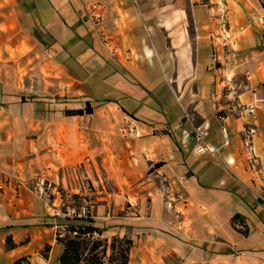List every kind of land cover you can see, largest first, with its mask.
<instances>
[{
    "label": "crops",
    "instance_id": "0c3cea01",
    "mask_svg": "<svg viewBox=\"0 0 264 264\" xmlns=\"http://www.w3.org/2000/svg\"><path fill=\"white\" fill-rule=\"evenodd\" d=\"M5 1L0 30L16 41L0 44L12 55L0 58V264L46 244L33 264H57L61 223L35 182L72 190L65 172L81 162L89 190H108L104 179L124 204L137 197L138 214L123 218L136 226L118 234L132 239L136 264H264V203L235 177L264 187V0ZM226 95L259 99L254 114L220 120ZM81 99L92 111L66 114ZM192 124L235 175L197 152Z\"/></svg>",
    "mask_w": 264,
    "mask_h": 264
},
{
    "label": "rangeland",
    "instance_id": "374dc122",
    "mask_svg": "<svg viewBox=\"0 0 264 264\" xmlns=\"http://www.w3.org/2000/svg\"><path fill=\"white\" fill-rule=\"evenodd\" d=\"M7 2L5 0H0V19H2L3 14L8 11ZM2 22H0V25ZM16 41V37L10 35L7 31L0 30V44H4V46H8ZM0 53V58L3 60L12 58L10 52L6 47H2ZM61 102V101H60ZM50 105H54L55 103L59 104V101L56 98H50L49 100ZM80 108H82L85 104V100L81 99ZM76 109V107H74ZM99 159V158H98ZM68 170L70 168L71 171L65 172L66 181L70 183L72 186V190L70 188H62L60 185L57 187L51 188L49 192H51V208L53 209V213L56 215V222L57 223H66L67 218L72 217V210L82 211V207L87 206L89 209V214L93 215L95 223L97 226L103 229L106 236H112L113 234H120L122 231L131 233V230L136 226L134 219L129 218L127 220L131 221H124V217H136L138 214V199L134 195L130 198V201L134 203L133 207H129V201L127 203H123L121 200V196H116L117 190H112L111 183H106V180L103 179L104 184L107 186L108 190H94L91 187L89 190L88 188L92 186L88 185L89 178H88V166H85L83 162L80 164H76L72 167H67ZM99 171V170H98ZM100 172V171H99ZM68 174V175H67ZM101 177H103L100 174ZM36 179L35 186L37 181ZM79 187H83L86 189L85 194L80 193ZM93 189V190H92ZM72 194H79L84 196L86 199L83 198H73ZM116 199V201H115ZM149 201V197L147 198ZM67 212H70L69 214ZM130 229H127V227ZM121 229H124L121 231ZM43 249L39 250V254L41 255L44 252ZM37 252L33 254H29L31 260L27 259L22 261L20 264H33L34 259L40 257ZM138 262L136 250H132L130 256V263L136 264Z\"/></svg>",
    "mask_w": 264,
    "mask_h": 264
},
{
    "label": "trees",
    "instance_id": "16d2710c",
    "mask_svg": "<svg viewBox=\"0 0 264 264\" xmlns=\"http://www.w3.org/2000/svg\"><path fill=\"white\" fill-rule=\"evenodd\" d=\"M92 111L89 101H85L82 108L65 110L66 114H83ZM82 195V194H81ZM72 194L73 198L84 196ZM85 215L78 216V210H74L71 219L66 223L58 224L56 229V241L61 245L57 264H130V252L133 241L127 235L106 236L102 228L96 225L93 215L89 214L87 206ZM6 248L16 246L10 236L5 240ZM50 246H44V257ZM24 256L15 260L14 264L25 261Z\"/></svg>",
    "mask_w": 264,
    "mask_h": 264
},
{
    "label": "built area",
    "instance_id": "2783aa9c",
    "mask_svg": "<svg viewBox=\"0 0 264 264\" xmlns=\"http://www.w3.org/2000/svg\"><path fill=\"white\" fill-rule=\"evenodd\" d=\"M94 9H95V6L85 7V15L89 19L91 24L93 25V28H94L95 32L97 33L98 37L100 38L101 42L103 44L107 45L106 36L103 33L102 29L96 27V23L100 21L101 16L98 13L96 14L94 12ZM259 20L262 22V24L264 26V14L259 17ZM109 51H110V53L114 52L113 50H109ZM245 77H246V79H248L247 74L245 75ZM244 89L245 90L249 89L248 83L244 84ZM225 99H227V101L231 100L232 103H230L227 108H223L218 112V118L220 120H222L225 117L230 116V115H238V117H243L244 115L254 114V111L257 108V103L259 101V99H254L250 103L242 104L240 102L233 101L232 98L228 97V95L225 96ZM184 115H185L186 119L191 123L192 122L191 115L188 114L187 112H184ZM255 133H256V129L254 126L245 127L243 129L242 150H243V153H244L245 158L247 160L248 166H250L251 169L253 168V165H254V162L256 159L254 147H253V141H252ZM192 135H193V139L195 140V142L198 143L197 152H205V151L215 152L217 154V156L219 157L220 162L226 168V170H228V172L234 174L230 168V166L233 164L234 160L232 158L223 159L219 155L218 149H216L214 147H210L208 144L203 143L205 140V132L200 130V127L192 124ZM235 177L240 182V184L242 185V187L245 190H248L256 199H258L264 203V187L256 189L253 185H251L247 181L239 178L236 175H235ZM106 183H109V181L106 180ZM53 187H54V185L51 182H48L47 180H45L43 178H39V180L36 183V192L44 201L50 202L52 194L49 191ZM129 205H130L129 207H133L134 203L129 202ZM67 213L69 214L70 212H67ZM72 213L74 214L75 211L72 210ZM85 213H86V208L82 207V211L81 212L77 211L76 214L78 216H80V215H85Z\"/></svg>",
    "mask_w": 264,
    "mask_h": 264
}]
</instances>
